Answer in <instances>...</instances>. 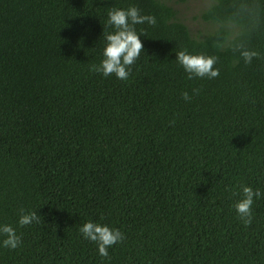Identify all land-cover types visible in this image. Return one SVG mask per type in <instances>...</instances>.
Returning a JSON list of instances; mask_svg holds the SVG:
<instances>
[{
	"label": "trees",
	"instance_id": "obj_1",
	"mask_svg": "<svg viewBox=\"0 0 264 264\" xmlns=\"http://www.w3.org/2000/svg\"><path fill=\"white\" fill-rule=\"evenodd\" d=\"M130 5L156 23L128 78L103 76L107 12ZM203 17L195 37L166 0H0V223L21 237L0 264H264V0ZM181 49L219 74L189 79ZM242 183L261 190L247 225ZM87 220L123 233L107 257Z\"/></svg>",
	"mask_w": 264,
	"mask_h": 264
},
{
	"label": "clouds",
	"instance_id": "obj_2",
	"mask_svg": "<svg viewBox=\"0 0 264 264\" xmlns=\"http://www.w3.org/2000/svg\"><path fill=\"white\" fill-rule=\"evenodd\" d=\"M106 25L111 26V31L104 33V46L102 58L97 65H93V70L100 72L103 76L114 74L118 79H127L131 71V65L140 55L143 48L140 35L135 30L137 24L155 25L156 18L151 14H143L135 5L127 8H111L107 12ZM246 60L255 55L254 52H243ZM176 61L187 73L188 78H214L219 74V69L213 67L215 57L203 52H189L181 49L176 52ZM195 91V90H193ZM182 96L188 100V92H183ZM236 194L235 192L233 193ZM261 196L259 188H253L248 184L239 185V198L234 201L233 207L238 218L245 224L252 220V205L254 197ZM39 222V217L34 211L25 212L20 210L17 224L24 226L32 222ZM82 236L94 242L100 256L107 257L108 249L113 244L121 241L123 233L115 227H110L106 223L87 220L79 227ZM0 247L16 248L21 243V237L9 223H0Z\"/></svg>",
	"mask_w": 264,
	"mask_h": 264
},
{
	"label": "rangeland",
	"instance_id": "obj_3",
	"mask_svg": "<svg viewBox=\"0 0 264 264\" xmlns=\"http://www.w3.org/2000/svg\"><path fill=\"white\" fill-rule=\"evenodd\" d=\"M174 6L178 17L189 27L195 37H203L218 27V23L207 21L203 13L215 0H166Z\"/></svg>",
	"mask_w": 264,
	"mask_h": 264
}]
</instances>
